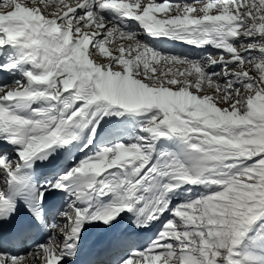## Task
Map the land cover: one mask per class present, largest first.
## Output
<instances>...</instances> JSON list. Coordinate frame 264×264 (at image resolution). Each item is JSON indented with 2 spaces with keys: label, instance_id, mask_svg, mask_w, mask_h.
<instances>
[{
  "label": "snow or ice",
  "instance_id": "obj_1",
  "mask_svg": "<svg viewBox=\"0 0 264 264\" xmlns=\"http://www.w3.org/2000/svg\"><path fill=\"white\" fill-rule=\"evenodd\" d=\"M0 264H264V0H0Z\"/></svg>",
  "mask_w": 264,
  "mask_h": 264
},
{
  "label": "bare ground",
  "instance_id": "obj_2",
  "mask_svg": "<svg viewBox=\"0 0 264 264\" xmlns=\"http://www.w3.org/2000/svg\"><path fill=\"white\" fill-rule=\"evenodd\" d=\"M118 2H119V0H118ZM157 15H162V14H157ZM116 42H119L118 38L116 39L115 43ZM193 51H198V50H193ZM94 236H95V234H94Z\"/></svg>",
  "mask_w": 264,
  "mask_h": 264
},
{
  "label": "rangeland",
  "instance_id": "obj_3",
  "mask_svg": "<svg viewBox=\"0 0 264 264\" xmlns=\"http://www.w3.org/2000/svg\"><path fill=\"white\" fill-rule=\"evenodd\" d=\"M116 43H118V42H116Z\"/></svg>",
  "mask_w": 264,
  "mask_h": 264
}]
</instances>
